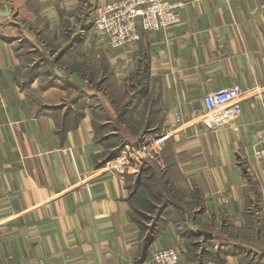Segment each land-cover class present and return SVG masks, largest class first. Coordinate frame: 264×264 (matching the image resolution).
<instances>
[{
    "label": "crops",
    "instance_id": "crops-1",
    "mask_svg": "<svg viewBox=\"0 0 264 264\" xmlns=\"http://www.w3.org/2000/svg\"><path fill=\"white\" fill-rule=\"evenodd\" d=\"M110 1L0 0V264H155L167 247L264 264V0H173L179 23L121 48L92 26ZM232 85L241 114L209 127L204 95ZM146 129L161 161L102 164Z\"/></svg>",
    "mask_w": 264,
    "mask_h": 264
},
{
    "label": "built area",
    "instance_id": "built-area-1",
    "mask_svg": "<svg viewBox=\"0 0 264 264\" xmlns=\"http://www.w3.org/2000/svg\"><path fill=\"white\" fill-rule=\"evenodd\" d=\"M183 4L173 0H114L96 9L92 26L110 47L121 48L137 42L142 31L155 32L179 23ZM244 93L245 90L239 85L207 92L203 99L206 107L204 120L208 126L217 128L236 119L242 112L241 101ZM153 138L151 145L158 146L157 156L160 158L165 135L160 136L155 132ZM135 147L133 144H126L121 153L108 164L115 162L112 165L120 168L116 165H127L133 159L138 160L135 165L141 163L140 158L148 150V143L144 142L143 145ZM254 153L264 162V133L260 136ZM180 258L181 250L178 247L156 250L153 256L155 264H177Z\"/></svg>",
    "mask_w": 264,
    "mask_h": 264
},
{
    "label": "rangeland",
    "instance_id": "rangeland-1",
    "mask_svg": "<svg viewBox=\"0 0 264 264\" xmlns=\"http://www.w3.org/2000/svg\"><path fill=\"white\" fill-rule=\"evenodd\" d=\"M86 4V3H85ZM87 7V9H85V13L88 12V8H89V3H87L85 5ZM91 19H89L90 21ZM156 132L155 129H152V130H144V131H141L139 133H134V135H131L130 137L127 138V140L124 141V143H129V144H133L134 146H136L135 148H137L138 146L140 145H143L144 142H147L148 143V150L146 151L145 154H143V158H140L142 161L141 163H138L137 165H135V161H138L137 159H133L129 164L127 165H121V164H117L116 166H119L121 169L123 170H126V169H130L131 171L132 170H139L143 165H145L147 163L148 160H154L156 162H158V160H160L161 158H159L158 155V146L155 144V146H152L153 145V135L154 133ZM147 137V138H146ZM145 140V141H144ZM152 144V145H151ZM125 145H122V146H118L117 149H118V153L116 154V156L112 159H115L120 153H121V150L123 148H125ZM116 149V150H117ZM163 150V146L161 148V151ZM162 154V153H161ZM136 156V155H134ZM111 160V159H110ZM161 161V160H160ZM160 163V162H159ZM157 163L158 167L160 169L163 170V167L161 166V164ZM112 164H115V162L111 163ZM160 165V166H159ZM132 166V167H131Z\"/></svg>",
    "mask_w": 264,
    "mask_h": 264
},
{
    "label": "trees",
    "instance_id": "trees-1",
    "mask_svg": "<svg viewBox=\"0 0 264 264\" xmlns=\"http://www.w3.org/2000/svg\"><path fill=\"white\" fill-rule=\"evenodd\" d=\"M116 156V153L114 152V153H109L108 155H107V157L104 159V161L102 162V164H104L106 161H108V160H110V159H112V158H114ZM144 166V165H143ZM142 166V167H143ZM152 226L150 227V233L152 232Z\"/></svg>",
    "mask_w": 264,
    "mask_h": 264
},
{
    "label": "water",
    "instance_id": "water-1",
    "mask_svg": "<svg viewBox=\"0 0 264 264\" xmlns=\"http://www.w3.org/2000/svg\"><path fill=\"white\" fill-rule=\"evenodd\" d=\"M69 77H70L71 79H75V80L78 81L79 83H83V80H82L79 76L70 75Z\"/></svg>",
    "mask_w": 264,
    "mask_h": 264
}]
</instances>
